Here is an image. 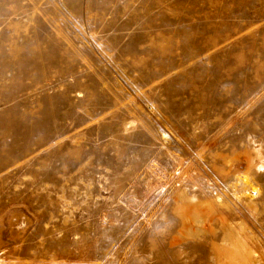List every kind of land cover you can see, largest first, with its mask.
<instances>
[{"label": "rangeland", "instance_id": "374dc122", "mask_svg": "<svg viewBox=\"0 0 264 264\" xmlns=\"http://www.w3.org/2000/svg\"><path fill=\"white\" fill-rule=\"evenodd\" d=\"M0 264H264V0H0Z\"/></svg>", "mask_w": 264, "mask_h": 264}]
</instances>
